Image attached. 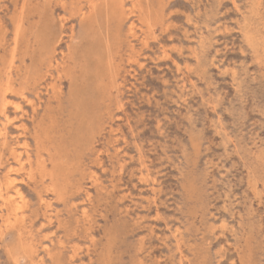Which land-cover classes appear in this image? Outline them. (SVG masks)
I'll use <instances>...</instances> for the list:
<instances>
[{"label":"rangeland","instance_id":"obj_1","mask_svg":"<svg viewBox=\"0 0 264 264\" xmlns=\"http://www.w3.org/2000/svg\"><path fill=\"white\" fill-rule=\"evenodd\" d=\"M121 1L0 0V264H264V0Z\"/></svg>","mask_w":264,"mask_h":264},{"label":"bare ground","instance_id":"obj_2","mask_svg":"<svg viewBox=\"0 0 264 264\" xmlns=\"http://www.w3.org/2000/svg\"><path fill=\"white\" fill-rule=\"evenodd\" d=\"M62 1H64V0H62ZM87 1V0H86ZM89 1H91V0H88V2ZM97 1V0H96ZM101 1V0H100ZM121 1V0H120ZM138 1H140V0H138ZM61 2V1H60ZM65 2H62V4H64ZM84 3V2H83ZM91 3V2H90ZM96 3V2H95ZM61 4V5H62ZM76 4V3H75ZM80 4V3H79ZM98 4V3H97ZM99 4H100V2H99ZM121 4H122V1H121ZM132 4H134V3H132ZM136 4V3H135ZM86 5H88V4H86ZM64 6V5H63ZM63 6H62V8H63ZM75 6V5H74ZM77 6H78V4H77ZM81 6V5H80ZM84 6V5H83ZM141 6V5H140ZM120 7V6H119ZM138 7V6H137ZM164 7V6H163ZM87 8V7H86ZM121 8V7H120ZM144 7H142V9H143ZM77 9V8H76ZM120 10V9H119ZM122 10V9H121ZM128 10V9H127ZM138 10V9H137ZM144 10V9H143ZM80 11V10H79ZM131 11H132V9H131ZM95 12H97V11H95ZM141 12V11H140ZM87 13V12H86ZM90 13V12H89ZM88 13V14H89ZM91 14H93V13H91ZM95 14V13H94ZM78 15V14H77ZM143 15H144V13H143ZM80 16V15H79ZM122 16V15H121ZM133 16V15H132ZM93 17V16H92ZM125 17V16H124ZM84 18V17H83ZM137 18V17H136ZM65 19V18H64ZM79 19V18H78ZM123 19V18H122ZM82 20H84V19H82ZM121 20V19H120ZM125 20V19H124ZM63 21V20H62ZM61 21V22H62ZM81 21V20H80ZM132 21V20H131ZM83 22V21H82ZM140 22V21H139ZM196 24V23H195ZM65 26V25H64ZM135 26V25H134ZM139 26V25H138ZM142 26V25H141ZM144 28V27H143ZM130 29V28H129ZM134 29V28H133ZM161 30V29H160ZM70 31V30H69ZM138 31H140V30H138ZM189 31V30H188ZM195 31V30H194ZM71 32H73V30L71 29ZM129 33V32H128ZM143 33V32H142ZM137 34V33H136ZM53 35V34H52ZM138 35V34H137ZM141 35H143V34H141ZM140 35V36H141ZM247 35V34H246ZM69 37V36H68ZM72 37V36H71ZM132 37V36H131ZM151 37V36H150ZM16 39H17V37H16ZM258 39V38H257ZM139 40V39H138ZM249 40V39H248ZM18 41V40H17ZM16 41V42H17ZM59 41V38H58V40L53 44V47H52V51H54L55 50V45H56V43ZM118 42V41H117ZM122 42V41H121ZM120 42V43H121ZM261 42V41H260ZM119 43V44H120ZM14 44V43H13ZM119 44H118V46H119ZM254 44V43H253ZM261 44V43H260ZM116 46V45H115ZM115 46H114V48H115ZM117 47V46H116ZM258 47V46H257ZM120 48V47H119ZM118 48H116V50H117ZM13 50V49H12ZM15 50V49H14ZM60 50V49H59ZM163 50V49H162ZM57 51V50H56ZM110 51V50H109ZM114 51V50H113ZM17 52V51H16ZM23 52V51H22ZM21 52V53H22ZM26 52V51H25ZM67 52V51H66ZM64 53H65V51H64ZM19 54V53H18ZM22 54H24V52L22 53ZM26 55H27V53H26ZM69 55V54H68ZM109 55V54H108ZM19 56H22V55H19ZM24 56V55H23ZM22 56V58H24ZM65 56V55H64ZM67 56V55H66ZM111 56V55H110ZM113 56V55H112ZM68 57V56H67ZM4 58V57H3ZM66 58V57H65ZM109 58V57H108ZM64 59V58H63ZM68 59H69V57H68ZM67 59V60H68ZM117 59V58H116ZM24 60V59H23ZM51 60V59H50ZM57 60V59H56ZM61 60V59H60ZM109 60V59H108ZM21 61V60H20ZM58 61V60H57ZM63 61V60H62ZM65 61V60H64ZM64 61H63V63H64ZM72 61V60H71ZM112 61H113V58H112ZM49 62V61H48ZM107 62V61H106ZM8 63V62H7ZM62 63V64H63ZM67 63V62H66ZM70 63V62H69ZM72 63V62H71ZM110 63V62H109ZM108 63V64H109ZM19 64V63H18ZM24 64V63H23ZM25 64H27V63H25ZM47 64V63H46ZM45 64V65H46ZM51 65H53V64H51ZM67 65H68V63H67ZM71 65V64H70ZM180 65V64H179ZM24 66V65H23ZM23 66H20L19 65V69H21L20 67H23ZM39 66V65H38ZM47 66V65H46ZM57 66H58V63H57ZM71 66H73V64L71 65ZM15 67V66H14ZM27 67V66H26ZM67 67H70V66H67ZM4 68V67H3ZM10 68H12V67H10ZM36 68V67H35ZM64 68V67H63ZM72 68V67H71ZM74 68V67H73ZM76 68V67H75ZM114 68V67H113ZM193 68V67H192ZM5 69H7V68H5ZM14 69V68H13ZM24 69H25V66H24ZM22 70V71H26V69L25 70ZM38 69V68H37ZM37 69H35V71L37 70ZM45 69V68H44ZM51 69H52V67H51ZM64 69H66V68H64ZM69 69V68H68ZM109 69H110V66H109ZM115 69V68H114ZM17 70V69H16ZM48 70V69H47ZM57 70V69H56ZM58 70H59V68H58ZM1 71H3V70H1ZM5 71V70H4ZM30 71V70H29ZM32 71V70H31ZM51 71V70H50ZM65 71H69V70H65ZM74 71V70H73ZM106 71V70H105ZM109 71V70H108ZM38 72V71H37ZM45 72H46V70H45ZM59 72H60V70H59ZM112 72V71H111ZM20 73V72H19ZM29 73V72H28ZM35 73V72H34ZM44 73V72H43ZM73 74H71V72H70V76H72V75H74V72H72ZM107 73V72H106ZM4 74H6V73H4ZM32 74V73H31ZM52 74V73H51ZM56 74V73H55ZM105 74V73H104ZM111 74V73H110ZM20 75V74H19ZM25 75V74H24ZM35 75V74H34ZM65 75V74H64ZM113 75V74H112ZM4 76H6V75H4ZM21 76V75H20ZM108 76V75H107ZM106 76V77H107ZM24 77V76H23ZM31 77V76H30ZM44 77V76H43ZM73 78L75 77V76H72ZM102 77H104V76H102ZM16 78V77H15ZM15 78H13V79H15ZM52 78V77H51ZM64 78V77H63ZM101 78V77H100ZM6 82H5V86H4V89H2V92H1V106H2V109H3V118L6 120L5 121V123H3L2 124V126L0 127V137H2L3 139H4V141H5V139H6V130H7V124L9 123V120H8V116H7V114L5 113V108H6V106H7V104H9V103H12L13 104V102H11L10 100H9V98H7V93H10L11 91H13V87H12V83H11V77L10 76H7L6 78ZM22 79V78H21ZM28 79V78H27ZM37 79V78H36ZM39 80L40 79H42V78H38ZM55 79V78H54ZM57 79V78H56ZM69 79V78H68ZM25 80V79H24ZM31 80V79H30ZM29 80V81H30ZM38 80V81H39ZM44 80V79H43ZM66 80H67V77H66ZM70 80V79H69ZM68 80V81H69ZM105 80V79H104ZM5 81V80H4ZM27 81L28 80H26V83L25 84H27ZM34 81V80H33ZM37 81V82H38ZM50 81H52V79L50 80ZM49 81V82H50ZM67 81V82H68ZM72 81V80H71ZM100 81H102V80H100ZM104 82V81H103ZM13 83H15L14 81H13ZM16 83H18V82H16ZM33 83V82H32ZM31 83V84H32ZM20 84V83H19ZM16 85V84H15ZM14 85V86H15ZM42 85V84H41ZM50 85H52V84H50ZM54 85V84H53ZM58 85V84H57ZM103 85V84H102ZM17 87H18V85H17ZM34 87V86H33ZM52 87V86H51ZM54 87H55V85H54ZM100 87V86H99ZM1 88V87H0ZM15 88V87H14ZM28 88V87H27ZM42 88H44V87H42ZM48 87H46V89H47ZM26 89V88H25ZM29 90H32V89H30L29 88ZM45 90V89H44ZM43 90V91H44ZM54 90V89H53ZM58 90V89H57ZM18 91V90H17ZM21 91V90H20ZM33 91H35V93H36V90H33ZM47 91V90H46ZM49 91H51V90H49ZM55 91V90H54ZM53 92V91H52ZM34 93V92H33ZM56 93V92H55ZM51 94V93H50ZM49 94V95H50ZM56 95V94H55ZM19 96V95H18ZM26 96V95H25ZM52 96V95H51ZM58 96V95H57ZM47 97V96H46ZM53 97V96H52ZM55 97V96H54ZM48 98H50L49 96H48ZM63 98V97H62ZM61 98V99H62ZM51 99V98H50ZM19 100V99H18ZM34 100V99H33ZM10 101V102H9ZM16 101V100H15ZM21 101V100H20ZM47 101V100H46ZM52 101V100H51ZM24 102V101H23ZM48 103H49V101H48ZM33 104V103H32ZM46 104V103H45ZM52 104V103H51ZM10 105V104H9ZM35 105H37V104H35ZM44 105V104H43ZM46 105H48V104H46ZM54 105V104H53ZM55 105H56V103H55ZM59 105V104H58ZM188 105V104H187ZM22 106V105H21ZM51 106V105H50ZM57 106V105H56ZM45 107V106H44ZM22 108V107H21ZM18 105H15V109H21ZM213 108V107H212ZM13 109V108H12ZM31 109V108H30ZM29 109V110H30ZM36 109H37V106H36ZM43 109V108H42ZM23 110V109H22ZM32 110V109H31ZM56 110V109H55ZM109 110V109H108ZM20 111V110H19ZM43 111V110H42ZM58 111V110H57ZM109 112H110V110H109ZM108 112V113H109ZM27 113V112H26ZM55 113H56V111H55ZM58 113H60V112H58ZM105 113V112H104ZM45 114V113H44ZM103 114V113H102ZM23 115V114H22ZM48 115V114H47ZM61 115V114H60ZM26 116V115H25ZM36 116V115H35ZM40 116H41V114H40ZM21 117V116H20ZM34 117V116H33ZM37 117V116H36ZM47 117V116H46ZM49 117V116H48ZM38 118H40V117H38ZM50 118V117H49ZM105 118V117H104ZM110 118V117H109ZM41 119V118H40ZM39 119V120H40ZM47 119V118H46ZM61 119V118H60ZM53 120V119H52ZM56 120V119H55ZM36 121H38V119L36 120ZM35 121V122H36ZM44 121H46V120H44ZM62 121V120H61ZM109 121V120H108ZM57 122V121H56ZM110 122V121H109ZM12 123V122H11ZM24 123V122H23ZM33 123V122H32ZM31 123V124H32ZM52 123V122H51ZM54 123L55 122H53V126H54ZM108 123V122H107ZM20 124V123H19ZM41 124V123H40ZM47 124H49V123H47ZM103 124V123H102ZM57 125V124H56ZM58 125H59V121H58ZM111 125V124H110ZM37 126V125H36ZM109 126V125H108ZM34 126H32V128H33ZM55 127V126H54ZM53 127V128H54ZM58 127V126H57ZM102 127V126H101ZM20 128V127H19ZM48 128V127H47ZM185 128V127H184ZM27 130V129H26ZM39 130H40V128H39ZM51 130H53V129H51ZM61 130V129H60ZM102 130V129H101ZM35 131H37V129L35 128ZM55 131V130H54ZM53 131V132H54ZM19 132V131H18ZM33 132V131H32ZM52 132V131H51ZM58 132V131H57ZM61 132V131H60ZM118 132V131H117ZM55 133H56V131H55ZM55 133H53V135L55 134ZM28 134V133H27ZM31 134V133H30ZM33 134V133H32ZM38 134V133H37ZM40 134V133H39ZM43 135V134H42ZM47 135H49V133L47 134ZM93 135V134H92ZM28 136V135H27ZM32 136H34V135H31L30 137H32ZM35 137V136H34ZM41 137V136H40ZM48 137V136H47ZM55 137V136H54ZM56 138V137H55ZM59 138V137H58ZM94 138V137H93ZM11 139V138H10ZM25 139V138H24ZM32 139H34V138H32ZM35 139H36V137H35ZM44 139V138H43ZM48 139V138H47ZM92 139V138H91ZM8 140V139H7ZM45 140V139H44ZM14 142V141H13ZM17 142V141H16ZM2 143V142H1ZM19 143V142H18ZM41 143V142H40ZM46 143V142H45ZM29 144V143H28ZM37 144V143H36ZM42 144H44V142L42 143ZM48 144V143H47ZM5 145V144H4ZM8 145V144H7ZM40 145V144H39ZM45 146H46V144H44ZM0 147H1V145H0ZM11 147V146H10ZM16 147V146H15ZM93 147V146H92ZM32 148V147H31ZM41 148V147H40ZM34 149H35V147H34ZM52 149V148H51ZM92 149V148H91ZM14 150V149H13ZM21 150V149H20ZM24 150V149H23ZM7 151V150H6ZM33 151V150H32ZM4 151H2L1 153H3ZM44 152V151H43ZM42 152V153H43ZM56 152V151H55ZM29 153H30V151H29ZM38 153V152H37ZM118 153V152H117ZM11 154V153H10ZM9 154V155H10ZM13 154H14V152H13ZM34 154H36V153H34ZM38 154H40V153H38ZM45 154H46V152H45ZM50 154V153H49ZM48 154V155H49ZM56 154V153H55ZM25 155V154H24ZM4 156V155H3ZM2 156V157H3ZM30 156V155H29ZM57 156V155H56ZM49 158V157H48ZM57 158V157H56ZM37 159V158H36ZM47 159V158H46ZM144 159V158H143ZM5 160V159H4ZM19 160V159H18ZM50 160V159H49ZM2 161V160H1ZM51 161V160H50ZM206 161V160H205ZM20 162V161H19ZM26 162H28V161H26ZM35 162V161H34ZM47 162H48V159H47ZM54 162V161H53ZM52 162V163H53ZM57 162V161H56ZM83 162V161H82ZM81 162V163H82ZM3 163V162H2ZM49 163V162H48ZM50 164V163H49ZM54 164V163H53ZM79 164V163H78ZM34 165V164H33ZM200 165V164H199ZM28 166V165H27ZM40 166V164H38V168L37 169H40L41 167H39ZM49 166V165H48ZM51 166H53V165H51ZM56 166V165H55ZM32 167V166H31ZM35 167H37V166H35ZM86 168V167H85ZM17 169V168H16ZM54 169H55V167H54ZM76 169V168H75ZM74 169V170H75ZM87 169V168H86ZM205 169V168H204ZM242 169V168H241ZM41 170V169H40ZM39 170V171H40ZM78 170V169H77ZM80 170V169H79ZM78 170V171H79ZM90 170V169H89ZM18 171V170H17ZM46 171H51V170H46ZM54 171V170H53ZM53 171H51V172H53ZM83 172L85 171V170H82ZM212 171V170H211ZM40 172H43V170L42 171H40ZM50 172V173H51ZM74 172V171H73ZM86 172V171H85ZM90 172V171H89ZM246 172V171H245ZM8 173V172H7ZM18 173V172H17ZM87 173V172H86ZM85 173V174H86ZM19 174V173H18ZM53 174V173H52ZM82 174V173H81ZM89 175H90V173H89ZM6 176V175H5ZM34 176V175H33ZM67 176V175H66ZM66 176H64V177H66ZM81 176V175H80ZM32 177V176H31ZM30 177V178H31ZM51 177V176H50ZM53 177H54V175H53ZM56 177V176H55ZM3 178V177H2ZM58 179V178H57ZM87 179V178H86ZM207 179H208V177H207ZM25 180H26V178H25ZM51 180V179H50ZM66 180V179H65ZM5 181V180H4ZM29 181V180H28ZM27 181V182H28ZM46 181H47V179H46ZM45 181V182H46ZM54 181V180H53ZM60 181V180H59ZM94 181V180H93ZM49 182H51V181H49ZM56 182V181H55ZM66 182H68V181H66ZM66 182H64V183H66ZM95 182V181H94ZM93 182V183H94ZM37 183V182H36ZM53 184H54V182H53ZM63 184V183H62ZM68 184V183H67ZM77 184V183H76ZM30 185V184H29ZM56 185V184H55ZM78 185V184H77ZM0 186H2V185H0ZM4 186V185H3ZM50 186H52L53 187V185L51 184ZM65 185L63 184V187H64ZM94 186H96L95 185V183H94ZM222 186V185H221ZM255 186V185H254ZM30 187V186H29ZM56 187V186H55ZM5 188V187H4ZM8 188H15V185H14V181L13 180H11V179H7L6 180V189H8ZM225 188V187H224ZM254 188V187H253ZM255 188H256V186H255ZM46 189V188H45ZM52 189V188H51ZM65 189V188H64ZM4 190V189H3ZM89 190V189H88ZM46 191H48V190H46ZM50 191V190H49ZM86 190H84V192H85ZM254 191V190H253ZM257 191V190H256ZM44 192V191H43ZM42 192V193H43ZM63 192V191H62ZM62 192H60V193H62ZM64 192H65V190H64ZM87 192H89V191H87ZM156 192V191H155ZM14 193L16 194V195H18L19 197H20V191L17 189V188H15V190H14ZM59 193V192H58ZM22 194H23V192H22ZM64 194V193H63ZM91 194V193H90ZM257 194V193H256ZM43 195V194H42ZM48 195V194H47ZM50 195V194H49ZM66 195V194H65ZM258 195V194H257ZM5 196H6V194H5ZM15 196V195H14ZM14 196H8V197H5L3 200L5 201V202H9V201H14V199H15V197ZM24 196V195H23ZM46 196V195H45ZM57 196V195H56ZM0 197L1 198H3V193H2V190L0 189ZM53 197V196H52ZM90 197V196H89ZM256 197V196H255ZM64 198V197H63ZM62 198V199H63ZM66 199V198H65ZM64 199V200H65ZM63 200V201H64ZM258 200V199H257ZM45 201V200H44ZM51 201V200H50ZM66 201V200H65ZM48 202H49V200H48ZM44 203H46V202H44ZM215 203V202H214ZM9 204V203H8ZM20 204H22V203H20ZM44 205V204H43ZM48 205V204H47ZM157 205V204H156ZM159 205V204H158ZM13 206V205H12ZM26 206V205H25ZM30 206V205H29ZM46 206V205H45ZM44 206V207H45ZM49 206H51V205H49ZM221 207V206H220ZM185 208V207H184ZM28 209V208H27ZM30 209V208H29ZM84 209V208H83ZM11 210V209H10ZM21 210V209H20ZM47 209H45V211H46ZM50 210V209H49ZM199 210V209H198ZM222 210V209H221ZM12 211V210H11ZM28 211H30V210H28ZM44 211V212H45ZM2 212V211H1ZM7 213H8V211H7ZM11 213V212H10ZM22 213H25V212H22ZM27 213V212H26ZM48 213V212H47ZM81 213V212H80ZM83 213V212H82ZM81 213V214H82ZM84 213H86L87 214V211H84ZM1 214V213H0ZM20 214V213H19ZM43 214V213H42ZM10 215V214H9ZM23 215V214H22ZM90 215V214H89ZM160 215V214H159ZM219 215V214H218ZM14 216V215H13ZM21 216V215H20ZM47 216V215H46ZM18 217V216H17ZM22 217V216H21ZM24 217V216H23ZM50 217V216H49ZM87 217H88V215H87ZM86 217V218H87ZM25 218V217H24ZM28 218V217H27ZM18 219H20L19 217H18ZM23 219V218H22ZM49 219V218H48ZM90 219H91V217H90ZM157 219H159V218H157ZM21 220V219H20ZM27 220V219H26ZM32 220V219H31ZM18 221V220H17ZM21 221H23V223H24V220H21ZM48 222H50V220L48 221ZM52 222V221H51ZM89 222V221H88ZM91 222V221H90ZM17 223V222H16ZM129 223V222H128ZM235 223V222H234ZM30 225V224H29ZM15 226H16V224H15ZM17 226H20L19 224L17 225ZM23 228H24V226H23ZM23 228H22V230H23ZM26 228V227H25ZM239 228V227H238ZM125 229V228H124ZM20 230V229H19ZM25 230V229H24ZM23 230V231H24ZM28 231H29V228L27 229ZM128 230V229H127ZM24 233V232H23ZM117 233V232H116ZM20 234L22 235V232H20ZM28 234H29V232H28ZM75 234H77V232L75 233ZM74 234V235H75ZM26 236V235H25ZM24 237V236H23ZM91 239H92V237H90ZM152 238V237H151ZM191 238V237H190ZM61 240V239H60ZM93 241V240H92ZM61 243V242H60ZM34 244V243H33ZM65 244V243H64ZM63 244V245H64ZM232 244V243H231ZM33 247V246H32ZM40 247V246H39ZM61 247V246H60ZM48 248V247H47ZM47 248H46V250H47ZM76 248H79V247H76ZM83 248V247H82ZM37 250V249H36ZM50 250V249H49ZM35 251V250H34ZM33 251V252H34ZM36 252V251H35ZM85 252H87V251H85ZM37 253V252H36ZM53 255V254H52ZM51 255V256H52ZM220 260V259H219ZM39 261H40V259H39ZM42 261V260H41ZM35 263V262H34ZM45 264V263H44Z\"/></svg>","mask_w":264,"mask_h":264}]
</instances>
